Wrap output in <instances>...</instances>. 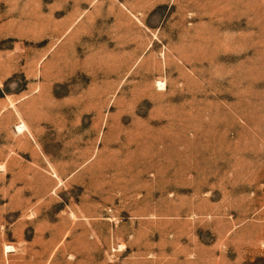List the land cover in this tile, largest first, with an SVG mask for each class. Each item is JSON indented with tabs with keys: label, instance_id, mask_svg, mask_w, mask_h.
I'll use <instances>...</instances> for the list:
<instances>
[{
	"label": "rangeland",
	"instance_id": "374dc122",
	"mask_svg": "<svg viewBox=\"0 0 264 264\" xmlns=\"http://www.w3.org/2000/svg\"><path fill=\"white\" fill-rule=\"evenodd\" d=\"M0 264H264V0H0Z\"/></svg>",
	"mask_w": 264,
	"mask_h": 264
},
{
	"label": "bare ground",
	"instance_id": "6f19581e",
	"mask_svg": "<svg viewBox=\"0 0 264 264\" xmlns=\"http://www.w3.org/2000/svg\"><path fill=\"white\" fill-rule=\"evenodd\" d=\"M159 86V85H158ZM24 130H26L25 129V127L23 126V125H20L19 127L17 126V128H16V131H17V133L18 134H21ZM7 249V248H6ZM9 250V249H8ZM8 250H6V252L8 251Z\"/></svg>",
	"mask_w": 264,
	"mask_h": 264
}]
</instances>
